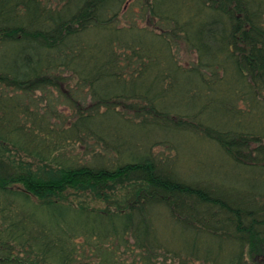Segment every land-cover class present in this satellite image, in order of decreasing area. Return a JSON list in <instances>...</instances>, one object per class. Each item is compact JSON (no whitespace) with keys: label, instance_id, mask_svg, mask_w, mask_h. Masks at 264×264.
<instances>
[{"label":"trees","instance_id":"obj_1","mask_svg":"<svg viewBox=\"0 0 264 264\" xmlns=\"http://www.w3.org/2000/svg\"><path fill=\"white\" fill-rule=\"evenodd\" d=\"M0 264H264V0H0Z\"/></svg>","mask_w":264,"mask_h":264},{"label":"rangeland","instance_id":"obj_2","mask_svg":"<svg viewBox=\"0 0 264 264\" xmlns=\"http://www.w3.org/2000/svg\"><path fill=\"white\" fill-rule=\"evenodd\" d=\"M179 60L181 64L191 63L193 60V54L190 53V51H181ZM191 142V151L193 154H197L200 151L201 144L193 137L191 138ZM205 157L207 158V164L204 166L199 164L196 159L191 161L189 171H191L194 176L199 175L201 177H206L210 173L209 167H212L214 168V180L217 183L229 186H241L239 180V170L233 168L225 158L221 159L219 156H214L210 151L206 152ZM212 158L214 165L209 166V159Z\"/></svg>","mask_w":264,"mask_h":264}]
</instances>
